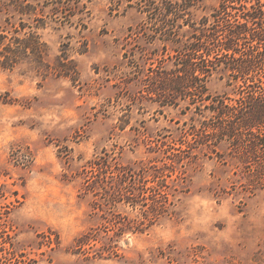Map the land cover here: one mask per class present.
Instances as JSON below:
<instances>
[{"label":"rangeland","instance_id":"1","mask_svg":"<svg viewBox=\"0 0 264 264\" xmlns=\"http://www.w3.org/2000/svg\"><path fill=\"white\" fill-rule=\"evenodd\" d=\"M41 2L46 66L0 68V264H264V134L237 137L204 101L264 86L222 55L227 0ZM201 54L218 58L206 95L162 102L158 76ZM206 126L220 133L195 139Z\"/></svg>","mask_w":264,"mask_h":264},{"label":"trees","instance_id":"2","mask_svg":"<svg viewBox=\"0 0 264 264\" xmlns=\"http://www.w3.org/2000/svg\"><path fill=\"white\" fill-rule=\"evenodd\" d=\"M227 2L223 5L225 16L222 17V21L225 25L232 24V27L226 30L220 42L222 55L236 61L237 66L233 69L243 73L247 78L246 73L252 66L256 68L258 66L264 67V0H227ZM45 3H53V5L58 6L59 0H46ZM231 3H237L239 6L231 5ZM41 4V0H14L7 3V10L21 17L18 25L11 24L9 26V31L12 32L10 36L6 35L5 31L0 33L1 69L13 70L24 61L29 60L34 63L33 69L36 72H40L46 66L43 62L45 45L40 42L37 31H34V29L42 27L40 23L45 22L44 19L38 17L45 13L43 7H40ZM179 7L178 5H171L170 7V15L174 19L177 18ZM55 15H58V8L50 13V18ZM22 16L27 17V20L25 21ZM32 22L38 23L33 24ZM188 25L192 27L190 24ZM26 28L31 29V32L21 34ZM234 28L243 31L237 33ZM245 36H248L254 44L249 46L247 50L239 51L238 57H235L237 54V46L234 45L235 40H240L243 37L245 39ZM205 42L203 40L201 43H192L189 47L199 46L205 44ZM204 50L205 48L202 49V51ZM194 51L197 50L194 49ZM217 60L216 56L210 57L201 54L198 57H191L186 55L175 66L173 73H164L158 76L160 80L155 86V94L157 97H162L161 101L164 103L170 102L179 93L180 88L206 95L208 90L206 83L212 76L213 71L219 69L215 65ZM246 78H244V81H246ZM247 80L251 81V78L248 77ZM254 85L248 84L246 87L251 89ZM238 95L235 105L225 104L223 100L217 97L211 99L210 95H206L204 101L212 100L215 105L208 108L212 113L211 117L220 118L219 115H221L232 122V124L230 123L232 130L237 137L261 139L260 136L264 134V86L260 85L257 90L247 92L244 95L239 92ZM227 101L232 100L227 98ZM234 111L236 112L234 113ZM203 132H209V135L220 133L215 126H206L202 130L201 128L198 129L195 132L196 134H193L195 139L204 140L205 137L201 136ZM222 135L229 140L234 139L231 130H227ZM121 181H123V176L119 178V182Z\"/></svg>","mask_w":264,"mask_h":264}]
</instances>
